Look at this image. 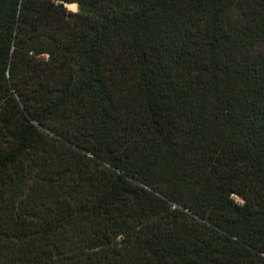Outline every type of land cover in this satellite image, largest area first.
Masks as SVG:
<instances>
[{"label":"trees","instance_id":"1","mask_svg":"<svg viewBox=\"0 0 264 264\" xmlns=\"http://www.w3.org/2000/svg\"><path fill=\"white\" fill-rule=\"evenodd\" d=\"M0 264H264V0H0Z\"/></svg>","mask_w":264,"mask_h":264},{"label":"rangeland","instance_id":"2","mask_svg":"<svg viewBox=\"0 0 264 264\" xmlns=\"http://www.w3.org/2000/svg\"><path fill=\"white\" fill-rule=\"evenodd\" d=\"M67 8L68 10L73 11V12L78 11L77 4H67ZM42 58H45V56H42ZM235 198L240 201L238 197L235 196Z\"/></svg>","mask_w":264,"mask_h":264}]
</instances>
